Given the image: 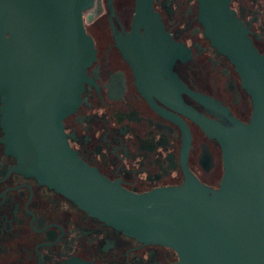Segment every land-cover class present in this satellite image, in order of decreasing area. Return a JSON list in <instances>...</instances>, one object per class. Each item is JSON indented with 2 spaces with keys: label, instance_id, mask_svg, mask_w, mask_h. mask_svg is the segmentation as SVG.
Wrapping results in <instances>:
<instances>
[{
  "label": "flooded vegetation",
  "instance_id": "af4514ba",
  "mask_svg": "<svg viewBox=\"0 0 264 264\" xmlns=\"http://www.w3.org/2000/svg\"><path fill=\"white\" fill-rule=\"evenodd\" d=\"M230 7L264 54V0H231ZM135 8L136 0H113L110 8L101 0L92 20V10L84 16L96 59L79 107L63 120L68 143L85 164L133 193L180 187L188 177L218 189L221 144L191 114L226 124V109L249 123L251 96L204 35L198 0H153L163 27L156 35L145 27L133 35ZM0 264H179V257L169 246L124 234L22 171L0 111Z\"/></svg>",
  "mask_w": 264,
  "mask_h": 264
},
{
  "label": "water",
  "instance_id": "95a60500",
  "mask_svg": "<svg viewBox=\"0 0 264 264\" xmlns=\"http://www.w3.org/2000/svg\"><path fill=\"white\" fill-rule=\"evenodd\" d=\"M230 4L198 0V20L239 73L252 117L244 123L222 109L221 124L191 114L221 144L220 187L188 177L138 194L85 164L64 132L96 59L84 24L100 11L95 0H0L1 124L22 171L124 234L173 248L179 264H264V54ZM141 27L163 31L153 0H136L133 35Z\"/></svg>",
  "mask_w": 264,
  "mask_h": 264
},
{
  "label": "built area",
  "instance_id": "2783aa9c",
  "mask_svg": "<svg viewBox=\"0 0 264 264\" xmlns=\"http://www.w3.org/2000/svg\"><path fill=\"white\" fill-rule=\"evenodd\" d=\"M99 1H101V0H95L96 3H98Z\"/></svg>",
  "mask_w": 264,
  "mask_h": 264
}]
</instances>
